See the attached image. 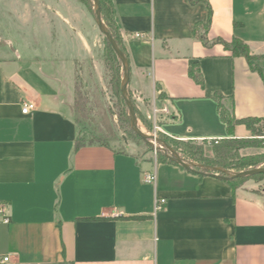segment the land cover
<instances>
[{
	"label": "crops",
	"instance_id": "0c3cea01",
	"mask_svg": "<svg viewBox=\"0 0 264 264\" xmlns=\"http://www.w3.org/2000/svg\"><path fill=\"white\" fill-rule=\"evenodd\" d=\"M110 1L139 116L166 108L159 126L178 141L254 138L229 133L219 105L264 118V0ZM208 21L210 45L195 34ZM96 34L77 0H0V264H264L262 183L233 189L135 143L76 148L77 69ZM235 38L259 60L215 42Z\"/></svg>",
	"mask_w": 264,
	"mask_h": 264
},
{
	"label": "rangeland",
	"instance_id": "374dc122",
	"mask_svg": "<svg viewBox=\"0 0 264 264\" xmlns=\"http://www.w3.org/2000/svg\"><path fill=\"white\" fill-rule=\"evenodd\" d=\"M77 1L81 2V0ZM89 3L91 7H87L86 4L84 5L91 14L96 28L98 26L95 20V5L93 0H90ZM105 26L107 28L106 24ZM93 40V52L87 60L78 64L76 76L78 89L85 99L84 111L79 110V101L77 97L75 98L73 105L74 116L79 125V139L82 142L87 143L100 140L118 151L124 150L126 145H129L130 143H135L139 146L142 153H149L150 155L170 154L168 149L161 143L155 144L158 148L157 151L155 148L149 147L141 139H139L134 132L131 131L130 124L126 125L124 122H121V118L119 117L120 110L118 109V100L113 96L110 90L109 79H106L105 77L104 58L107 52L105 37L100 32V40L97 41V34ZM137 117L139 119V128L141 131L146 135L155 136L154 124L150 122L146 123V119L139 115H137ZM256 127L258 130L263 131L264 133V121L257 124ZM157 138L162 142L167 143L172 149H174L171 145V142L168 143L161 139L162 137L160 133L157 134ZM251 139L253 140L247 147L238 149L235 152L241 157H257L256 160L258 161V165L254 168H262L264 167V135L262 137H254ZM178 146L182 149H188L187 145ZM160 147H162V149ZM193 147L195 148V151L202 152L204 156L213 157L214 155L212 151L213 148L210 143L196 141ZM179 155L186 162L197 165V168L201 167L203 169L212 171L217 170L219 172L228 174L229 176H233L242 172V170L232 166L236 165L237 163V160L233 157L230 158V163L232 164L230 165V167H232L231 169L221 167L216 169L204 166L203 163L196 162L188 156L184 157V159L183 155ZM231 160H233V162H231ZM249 169L251 168L246 170ZM251 180L262 183L260 190L264 188V176L261 177L260 180Z\"/></svg>",
	"mask_w": 264,
	"mask_h": 264
},
{
	"label": "trees",
	"instance_id": "16d2710c",
	"mask_svg": "<svg viewBox=\"0 0 264 264\" xmlns=\"http://www.w3.org/2000/svg\"><path fill=\"white\" fill-rule=\"evenodd\" d=\"M81 2L83 4H86L87 7L90 6V3H89L90 0H81ZM100 2H101V8H102V19L104 23L107 25L108 31L114 37L120 49L125 53V50L121 42L119 30L114 22L112 3L110 0H100ZM209 26H210V21H208L204 25H201V24L197 25L195 29V34H197L198 36H202L203 42L206 45H210L208 42L207 36H206V33L209 30ZM200 28H204L203 30L205 34L201 35L202 33H201ZM105 41L107 44V52L104 58L105 77L106 79H109L110 90L113 96L116 97V99L118 100V103H119L118 109L120 110L119 117L121 118V122H124L126 125L130 124V129L132 132H134L133 128L131 127V118L129 115V110H128L125 99L123 98L122 92H121L122 81L124 79L123 65L120 59L115 54L112 46L110 45V43L107 41L106 38H105ZM215 42L223 44L225 49L231 51L235 57H244L250 64H252L253 61L259 60V57L253 56L251 54L249 46L240 39L235 38L231 42H225L219 39V40H216ZM191 75L199 83L202 82L199 73L195 74L194 71H191ZM75 88H76L75 95L79 101V104H78L79 110L84 111L85 110V101H84L85 99L83 98L82 93L78 89L77 83L75 85ZM219 109H220V113H221V117L223 121L227 124L229 133L233 134L234 129L237 125H244L252 133L253 137H262L264 135L263 131L258 130L256 127L257 124L264 121V118L248 117V118H243V119H236L222 105H219ZM136 112L138 115L137 109H136ZM145 122L147 123L149 121L145 120ZM135 135L139 139H141L145 144H147L149 147L152 148L149 142L143 140L136 133ZM161 137L163 141L168 142V143L171 142V145L173 146L174 150L177 151L179 154L183 155V158L188 156L196 162L203 163V165L207 167H212L216 169H219L220 167L231 169L232 168L230 167V165H232L230 163L231 157L237 160L236 165H232V166H235L242 171L248 168H254L258 165V161L256 160L257 157L255 156L241 157L235 152L238 149L247 147L252 142L253 139L229 138V139L217 140V141H203L204 143H210L213 148L212 151L214 155L213 157H210V156H204L202 152L195 151V148L193 146L196 141H178V140H174L162 134H161ZM93 144L109 146L108 144L100 140H97L96 142L91 141L89 143L82 142L78 137L77 142H76V148L79 149L83 146L93 145ZM178 145L180 146L187 145L188 149H182ZM157 155H158V158L162 161L164 160V161L177 164L175 161H173L169 157L170 154H166V155L157 154ZM231 162H233V160H231ZM196 170L203 172V173H215L222 177H225L226 178L225 180L232 185L233 189H237L238 187H240L242 184H244L248 180H251V179L260 180L261 177L264 176V174H262V175L254 176L252 178H232V176H229L228 174L219 172L217 170L216 171L206 170L201 167L196 168Z\"/></svg>",
	"mask_w": 264,
	"mask_h": 264
},
{
	"label": "water",
	"instance_id": "95a60500",
	"mask_svg": "<svg viewBox=\"0 0 264 264\" xmlns=\"http://www.w3.org/2000/svg\"><path fill=\"white\" fill-rule=\"evenodd\" d=\"M93 2L95 5V20H96L97 26L99 28V31L103 34V36L110 43L115 54L120 59L122 65H123L124 79L122 81L121 92H122V96L125 99L126 105L128 107V110H129V115L131 118V127L133 128L134 132L137 135H139L143 140L149 142L153 148H156L154 142L163 144L171 154V155H169V157L173 161H175L177 164L181 165L183 168L188 169V170L196 169L197 165L186 162L185 160H183L181 158V156L179 155V153L177 151H175L174 149H172L167 143L162 142L157 137L144 134L141 131V129L139 128V119L137 117L136 107H135L131 97L129 96V92H128V86H129L130 79H131V67H130L129 60L127 59L125 53L120 49L116 40L110 34V32L108 31V29L106 28V26L104 24V21L102 19V8H101L100 0H93ZM262 174H264V167H262V168H251L249 170H245V171H242L240 173L233 175L232 178H252L254 176L262 175ZM217 176L220 178L226 179L225 177H222L220 175H217Z\"/></svg>",
	"mask_w": 264,
	"mask_h": 264
},
{
	"label": "built area",
	"instance_id": "2783aa9c",
	"mask_svg": "<svg viewBox=\"0 0 264 264\" xmlns=\"http://www.w3.org/2000/svg\"><path fill=\"white\" fill-rule=\"evenodd\" d=\"M137 38H141L143 39V35L141 34H137L136 35ZM36 108V105L34 102H25L23 104V110H22V113L24 115H27L29 114L33 109ZM161 113H166V114H169L167 109H158L156 107H154L153 109V115L151 118L152 122L154 123V131H155V136L154 137H157V134L160 133V134H163L165 136H168L165 131L162 129V127L159 126V116ZM169 137V136H168ZM154 144H156V142H154ZM155 150L157 151L158 148L157 146L155 145ZM162 149V147H160ZM144 182L146 184H155L156 183V175L154 173H149V174H146L145 177H144ZM167 204V199L165 198H162V197H157L156 200H155V212H159L161 210H163L165 208ZM3 212V207L0 206V214ZM10 220L9 218H6L5 219V223H9ZM5 262H8L9 261V257H6L4 259Z\"/></svg>",
	"mask_w": 264,
	"mask_h": 264
}]
</instances>
